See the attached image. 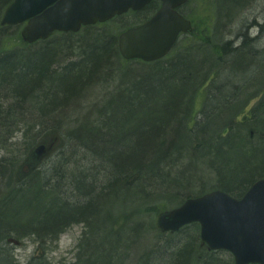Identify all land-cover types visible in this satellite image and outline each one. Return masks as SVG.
Returning <instances> with one entry per match:
<instances>
[{
	"label": "bare ground",
	"instance_id": "bare-ground-1",
	"mask_svg": "<svg viewBox=\"0 0 264 264\" xmlns=\"http://www.w3.org/2000/svg\"><path fill=\"white\" fill-rule=\"evenodd\" d=\"M18 1L0 2V66H18L19 70L34 58L33 63L38 68H28L27 76L23 78L17 72L19 78L14 84L16 88L12 91L11 88L3 89L12 96L10 99L13 102L6 100L5 105L0 103V131L3 128H58L62 137L67 139V144L60 148L59 154L56 155L57 150L53 152L56 156L46 167H43L46 164L43 162L44 156L50 149L37 157L36 149L26 148L22 156L24 159L19 165L11 161L16 152V133H24L23 129H15L8 137L11 146L5 145L4 149H0V264H119L122 254H131L136 247L146 252V255L141 252L138 256L137 259L141 260L138 264H158V252L177 249L188 240L178 234L184 232L183 228L178 232L162 230L158 226L160 216L182 207L190 200L215 192L230 194L223 186L208 191L204 188V180L208 176L190 170L192 164L187 148H172V153L169 147L159 151L153 137L136 143L133 136L124 131L119 132L122 141L115 137L118 147L114 148L103 136H111L112 128H115L114 131L128 128V131H132L131 128L139 127L137 125L146 118L110 121L116 117L110 103L115 98H121L135 107L148 103L147 99L143 101L141 98L138 87L150 75L171 76L177 81L174 96L168 93L169 88L163 86L162 96L149 101V105L157 101L156 114H162L163 117L154 124L146 123L139 128H145V133H148L152 128H171L173 123H178V128H186L188 133H193L197 132V128H207L209 118L217 116L216 113L222 114L226 109L239 106L221 130L220 139L232 135L238 144L252 146L256 155H263L264 148H260L257 139L263 136L261 131L264 133V127H261L264 123V73L261 68V64L264 66V13H259L261 11L258 8L264 4V0H202L209 7L213 3L214 8L220 5L217 23L208 24L206 19L214 20L207 13L198 14L189 8L188 15L195 13L194 16H198L200 22L194 25L189 19L191 31L181 32L169 53L154 61L125 59L120 51L119 39L125 32L148 24L163 7L160 0L148 3L138 11L129 8L116 14L114 18H124L118 34L102 28L103 24L98 22L81 25L78 32L55 31L48 39L35 43L26 41L22 32L29 27L30 21L42 13L18 23H5L9 9ZM127 18H134V23L127 22ZM67 34L74 38L60 41V35ZM40 42L51 43L45 49L47 56L39 60L36 52L40 50ZM75 43L91 47L89 55L82 57V50L73 47ZM10 52H21V58L17 57L14 61L3 59L5 54L14 57ZM75 52L82 57L81 60L72 61L76 58ZM104 55L112 56L111 61L99 66L97 60ZM180 61L189 65L188 71L182 76L173 75L171 68ZM75 68L80 70L81 78L85 80L80 84L72 83L67 78L70 70ZM33 72L35 77L32 78ZM200 76H204L203 82L193 92ZM37 77L46 87L40 92L45 94L46 102L41 105L31 100L17 102V92H28L31 87L28 85ZM52 78L54 84L50 83ZM207 90L212 102L221 96V105L212 107L215 113L212 111L209 116L206 114L208 105L205 104V97L199 100L201 92ZM3 91L0 89V96ZM99 97L101 101L96 103L94 100ZM255 99L261 101V108L256 110L259 111L258 115L253 114L251 119V114L247 113ZM168 108L176 109L177 113L171 116L166 112ZM174 116H177L176 119ZM81 128H87L89 132ZM246 128L260 129V132ZM30 131H26V135ZM33 131L37 135L38 130ZM132 145L137 148H132ZM213 154L215 151L207 153V156L211 158ZM32 158L36 159L35 164ZM240 158L245 159V154ZM245 163L242 168L247 169ZM249 167L254 169L255 166ZM222 170L237 180L242 178L237 174L240 170L237 164H229L227 169H223L216 162L210 168L212 173ZM187 175L195 182L185 187L176 184ZM259 178L263 180L264 174ZM120 195L124 196L122 205L127 212L116 215L107 212L100 198L119 200ZM172 196L179 201L172 210L164 211L155 220L144 217L160 204L169 205L171 209L169 200ZM95 203L100 208L94 207ZM98 218L101 220L99 225L96 221ZM104 226L110 234L107 236L114 238L111 240L115 241V245L110 248L109 245L104 247L107 243H101L96 253L109 251V256L105 261H98L94 238ZM75 227L83 231L80 242L74 247L76 257L70 262L65 258L55 262L53 253L58 251L65 235L74 233L72 230ZM132 227L135 228L134 234L131 232ZM125 229L130 231L126 243L122 239ZM26 242L35 246L34 250L26 253V257L23 253L18 255L13 251ZM152 249L153 253L149 254Z\"/></svg>",
	"mask_w": 264,
	"mask_h": 264
},
{
	"label": "water",
	"instance_id": "water-1",
	"mask_svg": "<svg viewBox=\"0 0 264 264\" xmlns=\"http://www.w3.org/2000/svg\"><path fill=\"white\" fill-rule=\"evenodd\" d=\"M154 0H19L8 11L5 23L14 24L42 13L22 32L25 40L35 43L48 39L55 31L78 32L81 25L106 23L129 8L136 11ZM163 7L142 27L121 35L119 47L127 59L154 61L167 55L181 32L192 29L177 9L190 0H160ZM36 148V156L47 153ZM31 161L36 163V159ZM199 223L201 239L210 250H225L235 264H264V179L236 200L215 192L190 200L182 207L160 216L158 226L178 232Z\"/></svg>",
	"mask_w": 264,
	"mask_h": 264
},
{
	"label": "rangeland",
	"instance_id": "rangeland-1",
	"mask_svg": "<svg viewBox=\"0 0 264 264\" xmlns=\"http://www.w3.org/2000/svg\"><path fill=\"white\" fill-rule=\"evenodd\" d=\"M203 1L202 0H197L195 5H188L185 8H183V13L186 15L187 18H189L190 20H195L196 22H198L199 17L198 16H194L195 13L192 15L190 13V16L188 15V10L189 8H193L191 11L195 10V12L197 11L198 14H200V12L204 11V7H203ZM264 5V4H263ZM260 5L258 6V8L260 9L261 12L259 13H264V6ZM217 9H215L214 13L217 15L220 5L216 7ZM257 10V9H256ZM134 18H127L126 21L131 23H134L132 20ZM120 27H112L109 30H111L112 32H117V34L120 32ZM76 55V58H73L72 61H76V60H81V56L79 57V54H77V52L74 53ZM89 55V54H88ZM93 55V54H92ZM91 55V56H92ZM89 56V57H91ZM105 59V58H104ZM103 59V60H104ZM70 60V59H68ZM106 60V59H105ZM189 65L183 64L182 61H180L179 63H177V65L173 66L171 68V72L173 75H184L187 71H188ZM261 68L263 70L264 73V66L261 64ZM80 70L78 68L75 69H71L68 77L70 78V81L72 83H76V84H80L82 82H84L85 80L83 78H81L80 75ZM261 78L262 75L260 76ZM203 78L204 76H200L194 85L193 88V92H195L196 86L199 85L201 82H203ZM94 77L92 76L91 80H93ZM87 81V78H86ZM177 81L175 79H173V77L169 76V77H164V76H157V75H150L149 78L138 87V92L141 96V98L144 100H148V103H143L141 105H136L135 106H131L129 103L124 102L121 98H115L114 101L112 100L110 103V106L115 109L116 112V117L113 120L110 121H116L117 119L118 122L120 121H127L130 119H141V118H146L143 119L141 121L140 125H137L139 127H141V125H144L146 123L149 124H154L156 122H158V119L162 118L163 115L162 114H156V109H157V101L155 100L153 105H149V101L154 99V98H158L161 97L163 92L161 89V87L166 86V88H169L168 93L172 94L174 96V91L177 88ZM67 85H69V80L67 82ZM198 87V86H197ZM197 90V89H196ZM205 97V104L208 105L206 110V114L207 116L210 115V113L213 111L212 107H218L221 105L220 103V98L221 96H218V100L212 102L211 100H209V91H203L201 92L200 96H199V100L201 99V97ZM96 103H100L101 98H97L94 100ZM166 101V100H165ZM260 102V100H254L252 102V104L257 105ZM254 105H251L249 112L247 113V115H250V118L252 119V108ZM239 107V106H238ZM238 107H233V108H229L226 109L222 114L220 113H216L217 116L214 115V118H209V125H205L207 126V128H197V132L193 131V133H188L185 129L186 128H178V123H173V126L171 128H156L157 131H160L162 129H165V133L168 139V142H172L173 144V148H179V149H186L188 150V156L191 160V164L192 166L190 167L191 171L197 170L200 174H202L203 176H208V178H206L204 181V188H206V190H210L213 188H219L216 186H219L220 183L218 180H220L222 177L228 176L227 173H225L224 170H222L221 172L219 171H215L214 173H212L210 171V168H212L213 164L218 162L220 166H222V168L224 169V167H226L229 164H237L238 166H240V168H242L243 163L246 161V159L240 158L244 155L243 150H242V145L238 144L236 138L234 137H230V138H225V139H220L221 136V130H223L224 127H226V123L230 120V118L232 117V114L238 109ZM139 112H143L141 114H139ZM166 112H169V114L171 116H173L175 113H177L176 109L173 108H168ZM214 112V111H213ZM215 113V112H214ZM150 115L152 117H150ZM118 117V118H117ZM177 116H174V119H176ZM108 121V122H110ZM161 123H163L162 119H161ZM112 124V123H110ZM114 124H112L113 126ZM131 128L132 131H128V129L125 130H119V131H114L115 128H112L111 131L113 137H118L119 138V132H125L130 135L133 136V139L136 140V143H141V141L144 139V134H145V128ZM261 127H264V123L261 124ZM22 129V128H21ZM29 135H26V131L30 130ZM35 128H23V130H25L24 133H22V131H20L18 134L16 133V137L14 139L15 145H16V152L15 154H13L14 156L12 157L13 163H19L22 162V160L24 159L22 156L24 154V152L26 151V148H32L35 143H36V139L38 137V135L35 134V132L33 131ZM82 131H87L89 132V130L87 128H81ZM36 130H38L36 128ZM13 132H15V128L12 129H7V131L4 132V130L0 131V140L3 141V143L0 141V145H3L2 147L0 146V149H4L3 147H5V145L7 146H11L10 145V139H8L9 135L12 134ZM59 135H54V132H50L47 134V136L45 138H48L50 140L51 145L53 144L54 141H52L53 137H57L58 140H56L54 147H52L50 149V152H48V154H46L44 156L45 160L43 161L46 167L48 164H50L52 162V160L54 159V157L59 154L61 152L60 148H64L65 147V141H67V139H64L61 134L60 131L56 132ZM15 134V133H14ZM13 134V135H14ZM89 135V134H88ZM90 136H93L92 134ZM147 136V135H146ZM154 137V135L152 136ZM60 138V140H59ZM90 140H94L93 138H90ZM12 140V139H11ZM48 140V141H49ZM119 140H121L119 138ZM122 141V140H121ZM201 144V148L197 149L196 146L194 145H198ZM67 144V143H66ZM155 144H157V142H155ZM159 144V143H158ZM229 144V145H227ZM262 147V149L264 148V144L260 146V148ZM132 148H137L136 146L132 145ZM56 150L58 151L56 153ZM215 151V154H213V156L210 158L207 156V153ZM56 153V155L54 153ZM1 154V152H0ZM54 154V155H53ZM53 155V157H52ZM66 156V155H65ZM52 157V158H51ZM257 157L259 158V160L261 161L262 158V154L257 155ZM119 158V156H118ZM49 159H51L49 161ZM49 161V162H48ZM200 163V164H199ZM258 172V170H254V172L252 171V173L248 174V178L253 179L255 176V174ZM254 173V174H253ZM263 173V169L262 172H259L257 174ZM252 177V178H251ZM193 182H195V179H190L189 175H187V177L184 180H179V183L176 182V184H178L180 187H185L189 184H192ZM224 186V185H223ZM88 190H90L88 188ZM204 192V191H202ZM124 193V192H122ZM174 196H172L169 200L170 204H171V209L168 208L169 205L166 204H160L158 207L153 208L152 211H150L149 213L145 214V218L149 217L151 218V220L155 217H159L162 213H165L167 211L172 210L176 205L179 204V201L176 198H173ZM103 203H102V201ZM124 200V196L120 195L119 196V200H115L112 198H107V197H103L100 198V201L103 205H105V207L107 208V212H111L112 214L116 215V213H123V212H127L126 210H124L125 206L122 205ZM94 207L100 208L98 206L97 203L94 204ZM163 210V211H162ZM91 211V208L90 210ZM107 216V214H106ZM106 218V217H105ZM156 218V219H157ZM97 224L99 225L101 223V220L98 218L97 220ZM106 225V223L104 224ZM151 226L153 228V223H151ZM106 226H104L103 228H101V232L97 233L95 238H94V243H95V256L96 258H98L99 260H106V258L109 256V251H107V253H102L97 254L96 252L98 251V249L101 246V243H104L107 245L106 246H110L113 247L115 244V241L111 240V236H107L110 235L108 234V230L105 231ZM126 231L123 233L122 235V239L123 242H127V239L129 238V232L127 231V229H125ZM72 231H74V235L73 234H68L65 235L62 239H61V243L59 245V249L57 252L53 253L52 255V259L55 260V262H59L62 260V258L67 259L69 262L73 261L74 258L76 257L77 251L74 252V247H76V245L78 244V242H80L79 238L80 235H83V231L80 230V228L75 227ZM133 233V232H132ZM134 234V233H133ZM138 235V233L135 234V240H136V236ZM114 239V238H113ZM131 240H134L133 238H131ZM140 241V240H138ZM137 241V243H139ZM35 246L30 243V242H26L24 244H22V246H18L15 247V250H13L14 252H17V254L19 255L20 253H23V255L26 257V253L28 254V252L34 250ZM105 249V248H104ZM141 252H144L143 249H141L140 247H136L132 249L131 254L130 253H126V254H122L121 259L119 260V264H132L134 262V260H136L138 258V256L141 254ZM219 254V257L221 259H225L226 261H228L229 259H231V255L227 252H223V251H219V252H215ZM130 254V258L127 257V255ZM132 256V257H131ZM28 259V258H27ZM25 259V260H27ZM24 260V261H25ZM92 264V263H90Z\"/></svg>",
	"mask_w": 264,
	"mask_h": 264
},
{
	"label": "trees",
	"instance_id": "trees-1",
	"mask_svg": "<svg viewBox=\"0 0 264 264\" xmlns=\"http://www.w3.org/2000/svg\"><path fill=\"white\" fill-rule=\"evenodd\" d=\"M196 1L197 0H193L190 3V5H192V4L195 5ZM202 5L204 7L203 12L207 13L211 17L210 19L214 20V21H212V20L206 19V22L208 24L217 23V21L219 19L220 12L218 11L217 15L214 13L215 9H217V8H214V3L211 7H209L205 4H202ZM206 7H209V8H206ZM192 21L194 22V25H195V24L200 22V19L198 20V22H196L195 20H192ZM123 23H124V18L119 17V18H116L109 23L101 25V27L102 28L104 27L105 29L109 30L112 27H121L123 25ZM60 37H61L60 41H64V40L66 41L70 37H73V35H71V34L60 35ZM49 43H51V42H44V43L40 42V43H38V44H41L40 48H39L40 50L36 52V57L39 60L43 59V57L47 56L46 55L47 52L45 51V49L49 45ZM94 43L97 44L96 41ZM84 45H86V44H84V43L73 44V47L82 50V52H81L82 57L84 55H87L89 53L88 51H90V49H91V47L86 48V47H84ZM10 53L12 55H14V57H12L11 55L5 54L3 56H6V57H3V59L14 61L17 59V57H19V59H20L21 58L20 56L22 55L21 52L19 54L15 53V52H10ZM40 55H44V56H40ZM111 57L112 56H110V55L100 56L99 60H97V64L99 66L106 65L107 62L111 61L110 60ZM33 59L34 58H32L31 60L28 61L26 67L24 66L22 68H19V70H17L18 66L10 68L9 67L10 65H7V64L5 66L1 65L0 66V89L3 91L4 88H5V90L11 88V91H12L14 88H16L14 86V84H15L17 78H19V76L17 75V72H20L21 73L20 78H23V77L27 76L26 71L28 68L34 67V69H37L38 67H36V64L33 63ZM7 62L11 63L10 61H7ZM34 75H35V73L33 72V74L31 75L32 78L35 77ZM39 77L41 78V76H39ZM40 81H41V79H38V77H37V79H34L33 82H31L28 85V86H31L30 90L28 92H17V102L20 101L22 103L24 101L28 102L31 100V101L36 102L39 105L46 102L47 98H46L45 94H40V92L45 90L44 88H46V87L44 84H41ZM50 83H53V84L55 83L53 78H52V82H50ZM25 87H27V86H25ZM11 91H9V92H11ZM53 94L56 95V93H51V95H53ZM10 98H12V96H9L8 92L6 93L3 91V95L0 96V99L3 100L2 102H0L1 105H5L6 104L5 102H7L8 100L13 102ZM9 104H11V103H8V105ZM260 105H261V101L259 102L257 107L252 109L251 113L255 114V116L258 115L259 111H256V110L261 108ZM44 114L45 113L43 112L42 115H44ZM255 116L253 117L254 119L256 118ZM7 129H12V128H3L4 132L7 131ZM15 129L21 130V128H15ZM37 129H38V133H37L38 137L35 140L36 143L32 148L36 147V145L39 143L47 142L49 139L45 138V137L50 132H54L55 133L54 135H59L56 133L59 131L58 128H37ZM246 129L256 130V131L260 130V129H256V128H246ZM260 133L263 136L260 135V139H257V140L259 141L260 145H263L264 144V133L262 131ZM153 135H154L153 140H155V142H157V150L160 151L163 148L169 147V149L171 150L170 153L173 152L172 151L173 144L170 141L168 142V139H166L167 136L165 133V129H162L160 131L153 130V128L150 129L148 133L144 134V139L141 141V143L148 141V138L152 137ZM231 136L232 135H229L227 138H230ZM103 137L107 138V140H109L111 142V144L113 145L114 148L118 147L116 138H113L112 132H111V136L107 134L106 136H103ZM55 139H57V137L53 138V140H55ZM59 140H60V138H59ZM241 145H242V150L245 152L244 154H245V159H246L247 165L249 164L250 166H255L254 169H251V167H249V165L247 166L245 163L247 169L246 168H240V170L238 171L240 174L237 173L239 175V177H242L241 179L237 180L235 177L233 178L231 175H228V176L222 177L220 180H218L220 183L219 186L224 185L223 187L227 188L224 190L225 191L227 190V192L235 198H241L246 193V191L250 188V186L256 180L261 179L259 177H262L264 174V154L262 155V158L260 161L259 158L257 157V155L255 154V150L252 148V146H247V145H244L243 143ZM195 146L197 147V149H199V148H201L202 145L199 143L198 145H195ZM247 149H248V151H247ZM136 169H138V168H136ZM256 169L258 170L257 173L262 172V169H263V173H260V174L256 173L254 175L255 177L253 179L248 178L247 177L248 174L252 173V171L254 172V170H256ZM8 211H10V210H8ZM155 218H157V217H155ZM155 218L152 220H155ZM134 229L132 227L131 232L134 233ZM183 231L184 232L181 231L180 233H178L179 236H185L188 238V240L185 243H183V245L177 249L169 250L166 252H162V251L158 252L156 254V260H157L158 264H234L232 257H231V259L226 261L225 259H221L219 257L218 253L210 252L207 249V247L200 240V227H199V225L189 226V227L185 228ZM160 234H162V233H160ZM163 235H165V234H163ZM152 251H153V249L151 250V252H149V254L153 253ZM145 253H144V255H146ZM160 259H162V260L160 261ZM139 261H141V260L136 259V260H134V262L132 264H138Z\"/></svg>",
	"mask_w": 264,
	"mask_h": 264
}]
</instances>
